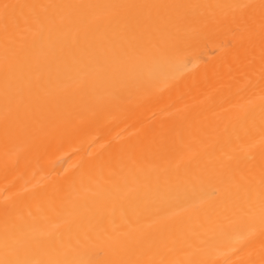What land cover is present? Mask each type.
<instances>
[{
	"label": "bare ground",
	"instance_id": "bare-ground-1",
	"mask_svg": "<svg viewBox=\"0 0 264 264\" xmlns=\"http://www.w3.org/2000/svg\"><path fill=\"white\" fill-rule=\"evenodd\" d=\"M0 264H264V0H0Z\"/></svg>",
	"mask_w": 264,
	"mask_h": 264
}]
</instances>
